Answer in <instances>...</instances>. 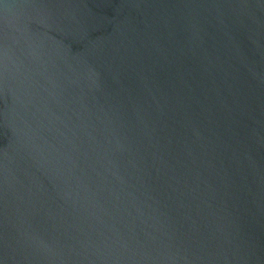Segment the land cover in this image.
<instances>
[{
	"label": "water",
	"instance_id": "95a60500",
	"mask_svg": "<svg viewBox=\"0 0 264 264\" xmlns=\"http://www.w3.org/2000/svg\"><path fill=\"white\" fill-rule=\"evenodd\" d=\"M0 264H264V0H0Z\"/></svg>",
	"mask_w": 264,
	"mask_h": 264
}]
</instances>
